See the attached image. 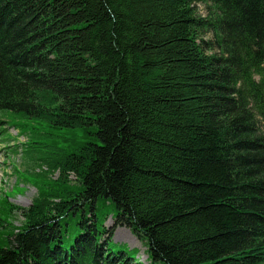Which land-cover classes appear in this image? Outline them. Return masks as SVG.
I'll return each mask as SVG.
<instances>
[{"label": "trees", "instance_id": "obj_1", "mask_svg": "<svg viewBox=\"0 0 264 264\" xmlns=\"http://www.w3.org/2000/svg\"><path fill=\"white\" fill-rule=\"evenodd\" d=\"M6 123L46 170L0 197V264H144L118 226L148 264H264V0H0Z\"/></svg>", "mask_w": 264, "mask_h": 264}, {"label": "rangeland", "instance_id": "obj_2", "mask_svg": "<svg viewBox=\"0 0 264 264\" xmlns=\"http://www.w3.org/2000/svg\"><path fill=\"white\" fill-rule=\"evenodd\" d=\"M198 8L203 13L208 12L206 4H199ZM206 37H212V33L208 32ZM3 120L5 121L6 119L3 118ZM87 138L96 140L94 136H89ZM79 140L82 139L79 138ZM24 141H26V136L19 135L16 127L8 123L2 124V130H0V197L3 195L4 191H6L10 195V202L13 205L21 207L28 206L37 193L36 186L26 180V178L30 177L31 172L42 176L46 170V166H39L34 162L32 163V158L21 151L22 146L19 143ZM15 144L17 147L13 146ZM14 149L17 150L14 151ZM57 175L58 172H55L51 175V178H56ZM110 209L112 211L105 221L101 216V214L104 213H101L99 217L100 221H104L103 225L106 227L112 224L111 215L114 214V210L111 207ZM103 210L105 213L109 211L106 208ZM12 218L15 225L20 224L22 219L19 214L14 215ZM110 245L114 249L119 247L125 250L133 249L131 253L137 260L144 264H148L149 262V259H147L146 246L126 227L118 226L114 229Z\"/></svg>", "mask_w": 264, "mask_h": 264}]
</instances>
